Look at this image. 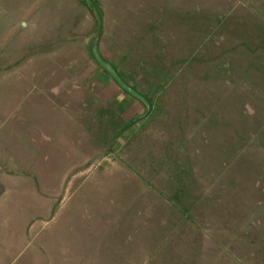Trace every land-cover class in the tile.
<instances>
[{"label": "rangeland", "instance_id": "374dc122", "mask_svg": "<svg viewBox=\"0 0 264 264\" xmlns=\"http://www.w3.org/2000/svg\"><path fill=\"white\" fill-rule=\"evenodd\" d=\"M98 1L140 118L84 2L0 0V264H264V0Z\"/></svg>", "mask_w": 264, "mask_h": 264}, {"label": "water", "instance_id": "95a60500", "mask_svg": "<svg viewBox=\"0 0 264 264\" xmlns=\"http://www.w3.org/2000/svg\"><path fill=\"white\" fill-rule=\"evenodd\" d=\"M92 6L95 16L97 17V27L94 33L88 35L87 38H84V42L87 45V48L94 58V60L109 74L114 81L127 93L131 94L137 98L142 105L144 110L139 113L138 117L147 115L151 111L152 103L148 95L138 90L133 84H131L124 76L121 74L120 70L113 64V62L107 58L101 49V39L106 26V15L101 7L100 3L97 0H87ZM3 185L0 182V194L2 193Z\"/></svg>", "mask_w": 264, "mask_h": 264}, {"label": "crops", "instance_id": "0c3cea01", "mask_svg": "<svg viewBox=\"0 0 264 264\" xmlns=\"http://www.w3.org/2000/svg\"><path fill=\"white\" fill-rule=\"evenodd\" d=\"M84 45H86V43L84 42ZM86 47H87V45H86ZM87 52H88V54L91 56V54H90V52H89V50H88V48L87 49H85ZM92 57V56H91ZM93 58V57H92ZM94 59V58H93ZM87 61V63H89V64H91V62H90V59H87L86 60ZM97 74V73H96ZM104 75H105V73H104ZM105 95H107L106 93H105V91L103 92V96H102V98H103V100L101 101V100H97V102L94 100V102H93V99L92 98H90L89 99V102H87V104L86 105H88V106H90V107H92L93 109L95 108V106H98V101H100V107H101V109H104V110H106V108H107V102L109 101L110 102V99L112 98L111 96H110V98H107V96L105 97ZM93 109H90L89 110V113H91V116L90 117H88L87 119H86V122H83V123H86L85 125H84V127H82L81 125H80V128H79V130L81 129L82 130V132H84V133H89L90 132V127H92V125H94V127H96L95 125L98 123V120H99V116L100 115H104V114H100V115H98V114H96L97 112L99 113V110H93ZM97 109V108H96ZM102 120H103V118H102ZM106 127V126H105ZM1 182V181H0ZM2 183V182H1ZM2 185H3V183H2ZM4 191V185H3V190H2V192Z\"/></svg>", "mask_w": 264, "mask_h": 264}, {"label": "trees", "instance_id": "16d2710c", "mask_svg": "<svg viewBox=\"0 0 264 264\" xmlns=\"http://www.w3.org/2000/svg\"><path fill=\"white\" fill-rule=\"evenodd\" d=\"M98 1V0H97ZM81 2H84L85 4H86V6L88 7V9H89V11H90V13H91V15L93 16V18H94V20H95V23H94V28H92V29H90V31H89V35H91L92 33H94V31L96 30V27H97V22H98V20H97V17L95 16V14H94V11H93V8H92V6L89 4V2L87 1V0H81ZM99 2V1H98ZM72 14H75V13H73L72 12ZM77 16H79L80 17V19H82V16H80L79 14L77 15ZM70 19H72L73 20V22H74V27H76V25H77V23H78V19H77V17H76V15H74L73 17H71ZM67 23H68V21H65V22H63V23H60V25H64V29H65V32H66V34H68V33H71V34H74V33H76V31H75V28H73V30L71 31V32H69L67 29H66V27H67ZM80 23V22H79ZM111 60V59H110ZM112 61V60H111ZM113 62V61H112ZM113 64H114V62H113ZM118 69H119V67H118V64L116 65V64H114ZM104 70V69H103ZM120 70V69H119ZM105 71V70H104ZM106 72V71H105ZM107 73V72H106ZM149 97V96H148ZM144 107V106H143Z\"/></svg>", "mask_w": 264, "mask_h": 264}, {"label": "flooded vegetation", "instance_id": "af4514ba", "mask_svg": "<svg viewBox=\"0 0 264 264\" xmlns=\"http://www.w3.org/2000/svg\"><path fill=\"white\" fill-rule=\"evenodd\" d=\"M36 8V6L34 5L32 8H30L19 20L18 24L15 26V28L13 29V31L15 32L19 27H25L26 21H25V17H27L31 12L34 11V9ZM132 84V83H131Z\"/></svg>", "mask_w": 264, "mask_h": 264}]
</instances>
